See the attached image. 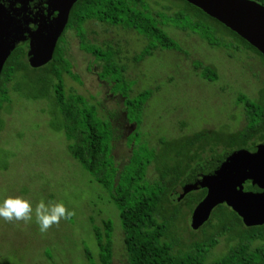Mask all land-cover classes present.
<instances>
[{
	"label": "rangeland",
	"instance_id": "obj_1",
	"mask_svg": "<svg viewBox=\"0 0 264 264\" xmlns=\"http://www.w3.org/2000/svg\"><path fill=\"white\" fill-rule=\"evenodd\" d=\"M148 3L152 10L165 15L184 7L179 0H148ZM84 28L90 43H109L119 48L120 61L132 82V95L152 91L143 107L138 137L155 147L157 155L166 153L160 144L162 138L177 139L200 130L241 129L245 120L237 96L244 94L257 99L264 86V58L237 43L225 29L218 35L229 46L215 47L196 34L166 23L162 28L184 51L156 49L134 63L131 56L145 44L142 36L93 20L86 22ZM61 45L71 71L77 75L75 79L63 74L64 88L66 92L84 96L96 107L98 117L111 122L112 155L120 167L130 155L126 138L134 128L124 117L122 97L110 92L109 82L97 78L99 65L80 48L73 29L65 31ZM195 60L214 68L218 78L204 79L193 68ZM10 98L9 105H3L0 112V203L8 196H20L31 202L33 210L43 200L46 204L63 203L75 215L71 220L61 219L59 225H53L46 233L40 232L34 211L28 223L0 218V264H90L89 256L97 263L93 227L101 226L106 218L112 221L111 264H128L118 209L68 152L64 135L48 125L56 111L54 104L47 99H25L14 92ZM221 148H217V153ZM208 156L203 153V158ZM158 166H161L159 158L149 164L146 181L158 177ZM179 192V186L171 188L161 209L165 217H174L171 235L179 239L175 251L186 250L192 241L204 238L200 230L192 228L190 213L194 209L183 205ZM228 244L220 238L208 260L224 255Z\"/></svg>",
	"mask_w": 264,
	"mask_h": 264
},
{
	"label": "trees",
	"instance_id": "obj_2",
	"mask_svg": "<svg viewBox=\"0 0 264 264\" xmlns=\"http://www.w3.org/2000/svg\"><path fill=\"white\" fill-rule=\"evenodd\" d=\"M179 1L184 7L165 15L152 10L148 0H74L50 59L36 66L31 65V59H27V55H32L29 53L33 46L30 41L23 40L11 50L0 72V112L3 105L11 102V92L20 93L25 99H47L54 104L56 111L51 114L48 125L64 135L68 152L101 186V190L107 193L118 209L128 264H253L260 258L259 253L264 250V246H259L257 251L246 252L245 249L255 237L249 236L245 230H241L238 242L231 244L224 255L208 260L218 236L226 231L223 224L217 234L205 235L203 239L192 241L186 250L175 251L179 239L171 235L174 217H165L161 209L171 188L179 186L180 182L187 179L189 172L205 160L203 153L212 155L217 153V148L222 147V155L240 147L254 146L264 139V86L257 99L244 94L237 96L245 120L241 129L232 132L200 130L177 139L162 138L160 144L166 153L157 155L155 147L148 146L138 137L143 107L152 91L147 89L132 95V82L127 78L126 67L120 61L119 48L109 43L95 45L86 38L84 25L91 20L134 31L145 40L143 48L131 56V60L137 63L156 49L184 51L162 28L166 23L196 34L215 47L229 46L218 35L225 29L237 43L264 58L249 43L201 9L185 0ZM253 1L264 6V0ZM68 29L75 31L80 48L91 54L98 63L97 78L109 82L110 92L122 97L124 117L134 126L126 138L130 155L120 167L112 155L111 122L98 117L96 107L84 96L66 92L64 88L63 74L77 79L61 45L63 34ZM193 68L204 79L214 81L218 78L214 68L198 60L193 61ZM156 158L161 163L157 168L158 177L148 182L145 179L147 167ZM169 161L173 162L169 164ZM221 212L230 219L235 216L224 208ZM93 230L98 252L97 263L88 255L90 264H111L112 221L103 219L101 226H94Z\"/></svg>",
	"mask_w": 264,
	"mask_h": 264
},
{
	"label": "water",
	"instance_id": "obj_3",
	"mask_svg": "<svg viewBox=\"0 0 264 264\" xmlns=\"http://www.w3.org/2000/svg\"><path fill=\"white\" fill-rule=\"evenodd\" d=\"M48 1L55 3L53 10L56 15L42 37L44 26L35 34V43H38L35 54L30 60L33 66L51 58L52 49L65 28L70 6L74 0H0V72L11 50L26 38L25 35L19 34V30L31 22L34 18V10L41 8ZM185 1L236 33L264 56L263 5L253 0ZM38 24L35 18V25ZM32 37L28 36V38ZM262 162H264V140L254 146L240 147L222 155L214 153L189 172L183 192L192 190L198 185L209 187L199 206L206 209L202 213H207L215 204L220 203L225 194L230 196L232 194L233 208L240 215H248L252 219L260 216V219H264V210L260 205L248 204V207H242L235 201L236 187L240 188L241 182L252 173L261 171ZM226 181L230 182L228 188L225 186ZM201 221L200 218H196L193 224L198 226Z\"/></svg>",
	"mask_w": 264,
	"mask_h": 264
},
{
	"label": "flooded vegetation",
	"instance_id": "obj_4",
	"mask_svg": "<svg viewBox=\"0 0 264 264\" xmlns=\"http://www.w3.org/2000/svg\"><path fill=\"white\" fill-rule=\"evenodd\" d=\"M54 6L55 3L51 1L44 3L41 8L34 10V18L31 22L27 23L21 30H19V34L25 35L26 37L24 42L30 41L32 42L31 44H33L29 50V53L32 55H27V59L33 58L38 43L37 42L35 46V18L39 22V24L36 25V27H38L37 30L39 31L42 26L45 28H43L44 31L41 35L42 37L48 31L55 18L56 12L53 10ZM28 36L33 37L28 38ZM22 41L23 40H21L17 45L22 43ZM263 140L257 142V144L263 142ZM219 154L221 155V153ZM262 165L263 168L261 171L258 173H252L241 182L240 188L238 186L236 187V204L239 203L242 207H248V204H258L264 210V162H262ZM184 183H186V180L179 183L180 192L178 196L184 206L193 207L194 209L190 213V223L193 229L200 230L203 236H205L211 233L217 234L219 232L218 230L220 225L223 224V226L226 227V231L218 236V241L220 238H224L226 242L230 243L228 244L227 250L231 244L238 242L241 230H245L249 236L255 237L248 244L249 246L245 249L246 252H254L258 250L259 246H264V219H260V216L252 219L248 215H240L233 208V203L231 202L232 194L231 196L229 194H225L220 203L215 204V206L207 211V213H202L206 209L199 206L204 200L209 187L198 185L192 190L183 192V188L185 186ZM225 186L228 188L230 186V182L226 181ZM223 208L226 212L231 211L235 216H233L232 219L224 216L221 212V209L223 210ZM196 218H200L202 220L198 226L193 224ZM259 255L260 258L253 264H264V250H262Z\"/></svg>",
	"mask_w": 264,
	"mask_h": 264
},
{
	"label": "clouds",
	"instance_id": "obj_5",
	"mask_svg": "<svg viewBox=\"0 0 264 264\" xmlns=\"http://www.w3.org/2000/svg\"><path fill=\"white\" fill-rule=\"evenodd\" d=\"M35 213V222L41 233H46L53 225H59L61 219L71 220L75 215L69 211L63 203L46 204L43 200L36 204L33 210L30 201L20 196H8L0 203V218L6 222L23 221L28 223Z\"/></svg>",
	"mask_w": 264,
	"mask_h": 264
}]
</instances>
